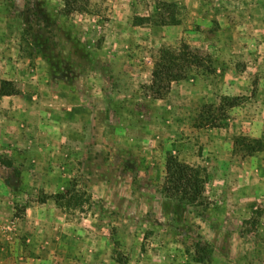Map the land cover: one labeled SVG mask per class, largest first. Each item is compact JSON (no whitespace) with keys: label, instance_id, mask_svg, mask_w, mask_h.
Returning a JSON list of instances; mask_svg holds the SVG:
<instances>
[{"label":"rangeland","instance_id":"rangeland-1","mask_svg":"<svg viewBox=\"0 0 264 264\" xmlns=\"http://www.w3.org/2000/svg\"><path fill=\"white\" fill-rule=\"evenodd\" d=\"M69 6L0 0V81L18 92L0 97V264H264V144H235L264 140V0ZM182 43L212 71L157 97L153 61ZM222 96L240 104L200 125ZM170 155L206 170L204 205L163 195Z\"/></svg>","mask_w":264,"mask_h":264},{"label":"trees","instance_id":"trees-1","mask_svg":"<svg viewBox=\"0 0 264 264\" xmlns=\"http://www.w3.org/2000/svg\"><path fill=\"white\" fill-rule=\"evenodd\" d=\"M75 0H64L65 5L70 7V2ZM164 24H178L179 20L171 18L164 20ZM206 64L205 57L198 50H194L187 43H182L178 48L168 46L162 47L153 61L151 72V84L149 88L157 97L163 98L167 94V87L172 83L186 78L188 72L193 68L206 69L211 72ZM210 69V70H209ZM17 90L10 80L0 81V97L17 94ZM240 104L239 96H222L220 103L216 106L204 105L198 115V123L206 126H216L219 119L225 116L227 108H234ZM215 112H219L216 114ZM235 144L248 154H252L263 148L264 140L252 139L245 136L236 138ZM164 181L161 187L163 195L175 199L181 204L198 206L205 204L206 184L208 175L204 168L194 166L180 161L177 157L170 155L165 160ZM77 194L69 190L66 193L65 206L76 207L82 205ZM197 260L203 262L206 248L197 245L195 251ZM119 263L125 264L118 260Z\"/></svg>","mask_w":264,"mask_h":264}]
</instances>
